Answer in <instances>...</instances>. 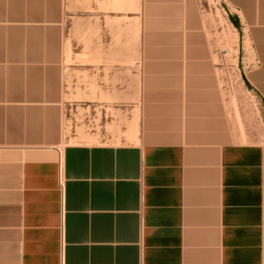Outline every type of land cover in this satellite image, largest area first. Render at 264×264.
Here are the masks:
<instances>
[{"label": "crops", "instance_id": "1", "mask_svg": "<svg viewBox=\"0 0 264 264\" xmlns=\"http://www.w3.org/2000/svg\"><path fill=\"white\" fill-rule=\"evenodd\" d=\"M223 1L253 116L199 0H0V264H264V0Z\"/></svg>", "mask_w": 264, "mask_h": 264}, {"label": "rangeland", "instance_id": "2", "mask_svg": "<svg viewBox=\"0 0 264 264\" xmlns=\"http://www.w3.org/2000/svg\"><path fill=\"white\" fill-rule=\"evenodd\" d=\"M208 30L219 55L220 79L225 94L234 100L239 109L253 116L257 106L246 93L239 70L240 40L243 38L238 19L231 15L223 0H199Z\"/></svg>", "mask_w": 264, "mask_h": 264}, {"label": "built area", "instance_id": "3", "mask_svg": "<svg viewBox=\"0 0 264 264\" xmlns=\"http://www.w3.org/2000/svg\"><path fill=\"white\" fill-rule=\"evenodd\" d=\"M60 167H61V165H60ZM61 169V168H60ZM60 180H61V171H60Z\"/></svg>", "mask_w": 264, "mask_h": 264}]
</instances>
